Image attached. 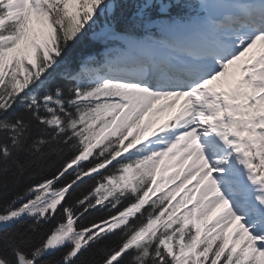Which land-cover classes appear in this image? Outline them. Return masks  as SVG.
<instances>
[{"label": "snow or ice", "instance_id": "snow-or-ice-1", "mask_svg": "<svg viewBox=\"0 0 264 264\" xmlns=\"http://www.w3.org/2000/svg\"><path fill=\"white\" fill-rule=\"evenodd\" d=\"M0 264H264V0H0Z\"/></svg>", "mask_w": 264, "mask_h": 264}, {"label": "trees", "instance_id": "trees-1", "mask_svg": "<svg viewBox=\"0 0 264 264\" xmlns=\"http://www.w3.org/2000/svg\"><path fill=\"white\" fill-rule=\"evenodd\" d=\"M98 50V45L95 41H93L89 36H85L81 41H79L77 44L73 46V61L74 63H78L81 58H83L85 55L91 52H95ZM91 186V182L88 185L84 186V189H87ZM22 186L21 190H23ZM84 189H80L77 191V194L79 195L81 191ZM105 215V213H95L93 217H89V219L92 218H98L99 216ZM115 240V238H113Z\"/></svg>", "mask_w": 264, "mask_h": 264}]
</instances>
